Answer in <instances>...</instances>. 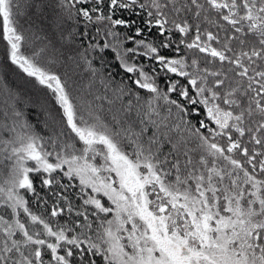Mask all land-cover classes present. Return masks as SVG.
Segmentation results:
<instances>
[{
    "label": "snow or ice",
    "instance_id": "6c2138e0",
    "mask_svg": "<svg viewBox=\"0 0 264 264\" xmlns=\"http://www.w3.org/2000/svg\"><path fill=\"white\" fill-rule=\"evenodd\" d=\"M0 84V264H264V0H0Z\"/></svg>",
    "mask_w": 264,
    "mask_h": 264
},
{
    "label": "trees",
    "instance_id": "16d2710c",
    "mask_svg": "<svg viewBox=\"0 0 264 264\" xmlns=\"http://www.w3.org/2000/svg\"><path fill=\"white\" fill-rule=\"evenodd\" d=\"M107 59L109 61V65H112L115 63V61L112 59L111 53L108 54ZM110 70L116 71L117 69L110 68ZM120 78H123L122 74H121V77H118V79H120ZM19 84H20V81L16 77H14V76L8 77V86L9 87L16 88L17 86H19ZM2 86L3 85L0 84V87H2ZM40 98L41 97L38 95V93L36 91L29 89L27 92V96L25 98V103H27V107H24L23 104L21 105L22 107H24V111H25L29 121L32 122L38 130L43 128V120H44V116L40 111L39 104L37 103V101ZM29 99H30L31 103H28ZM2 100H3V97H0V101H2Z\"/></svg>",
    "mask_w": 264,
    "mask_h": 264
}]
</instances>
